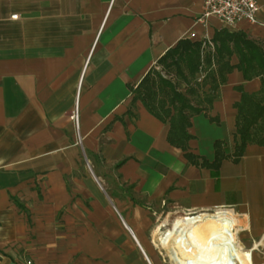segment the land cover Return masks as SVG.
I'll return each mask as SVG.
<instances>
[{
  "label": "crops",
  "instance_id": "1",
  "mask_svg": "<svg viewBox=\"0 0 264 264\" xmlns=\"http://www.w3.org/2000/svg\"><path fill=\"white\" fill-rule=\"evenodd\" d=\"M202 12L203 0H0V264H158L143 229L159 201L227 208L244 232L264 229V146L232 162L234 88L257 93L259 77L233 70L208 112L218 124L190 119L193 154L212 162L224 143L214 174L132 102L179 40L207 44L225 29L264 49V3L256 24L232 29Z\"/></svg>",
  "mask_w": 264,
  "mask_h": 264
},
{
  "label": "trees",
  "instance_id": "2",
  "mask_svg": "<svg viewBox=\"0 0 264 264\" xmlns=\"http://www.w3.org/2000/svg\"><path fill=\"white\" fill-rule=\"evenodd\" d=\"M210 42L213 51L207 49L206 41L179 40L157 61L160 70L151 69L131 88V94L132 102L139 101L151 116L168 125L166 142L179 149L189 165L214 174L227 158L223 154L224 143H214L212 162L193 154L188 147L194 139L188 132L190 119L203 113L210 122L218 124V119L208 112L218 88L233 70L240 72L244 81L259 77L261 88L257 93L248 94L242 86L234 88L240 99L233 105L236 117L232 162H238L248 144L264 146V49L244 33L225 29L215 32ZM233 59L236 63H232ZM162 72L168 77H163ZM200 73L204 77L197 81Z\"/></svg>",
  "mask_w": 264,
  "mask_h": 264
},
{
  "label": "bare ground",
  "instance_id": "3",
  "mask_svg": "<svg viewBox=\"0 0 264 264\" xmlns=\"http://www.w3.org/2000/svg\"><path fill=\"white\" fill-rule=\"evenodd\" d=\"M223 214H228L224 213ZM230 215V214H228ZM235 225L233 218L223 216L222 212H217L212 217H192L184 218L177 222L173 230L168 232L162 245L168 248L169 259L174 264H250L251 251H243L236 244L232 227ZM209 243V250L219 251L218 260L204 261L200 255L202 253L199 245ZM203 246L202 250H207ZM191 258L190 263H186L185 259ZM150 264L147 257H145ZM216 261V262H215Z\"/></svg>",
  "mask_w": 264,
  "mask_h": 264
},
{
  "label": "rangeland",
  "instance_id": "4",
  "mask_svg": "<svg viewBox=\"0 0 264 264\" xmlns=\"http://www.w3.org/2000/svg\"><path fill=\"white\" fill-rule=\"evenodd\" d=\"M160 70V67L155 69V71ZM163 77H168L164 72L161 73ZM184 90V87H182ZM115 185L116 182H115ZM157 207L153 210L147 212V217L149 219L146 227L143 229L144 235L146 236V241L148 242V247L152 253L151 257L156 260L158 264H174L168 255V248H170L171 241L168 243L167 247L162 245L165 235L173 230L174 225L184 218L192 217H212L216 216L217 212H222L223 216H230L233 218L235 225L232 227V231L235 236V242L238 244L243 251H251V262L250 264H264V229L258 233H252L243 231L240 226L236 224L235 217L229 212L227 208H217L209 209L206 211H181L174 208L171 204L169 206L164 205L161 208V201L156 203ZM228 213V214H223ZM209 243L203 242L199 245L202 253L200 255L201 259L204 261L218 260L219 251L209 250ZM206 247L207 250H202ZM149 255V253H148ZM150 256V255H149ZM186 263L192 261L191 258L185 259ZM215 261V262H216ZM191 264V263H190ZM223 264V263H222ZM238 264V263H235Z\"/></svg>",
  "mask_w": 264,
  "mask_h": 264
},
{
  "label": "built area",
  "instance_id": "5",
  "mask_svg": "<svg viewBox=\"0 0 264 264\" xmlns=\"http://www.w3.org/2000/svg\"><path fill=\"white\" fill-rule=\"evenodd\" d=\"M261 3L264 0H203V12L198 21L215 19L227 29L239 23L253 25L256 24V14ZM207 44L212 48L211 43Z\"/></svg>",
  "mask_w": 264,
  "mask_h": 264
}]
</instances>
